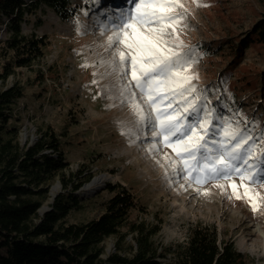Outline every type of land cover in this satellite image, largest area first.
Instances as JSON below:
<instances>
[{"label":"rangeland","instance_id":"rangeland-1","mask_svg":"<svg viewBox=\"0 0 264 264\" xmlns=\"http://www.w3.org/2000/svg\"><path fill=\"white\" fill-rule=\"evenodd\" d=\"M200 2L207 6L198 7L193 0H182L184 8L178 10H187L184 21L187 27L180 32V39L186 48L195 46V55L200 56L186 74L197 77L192 83L198 89L208 90L207 102L215 108L216 115L223 120L230 119L234 126L241 128L245 126V119L254 122L258 126L253 133L256 135L264 130V78L261 76L264 49L251 47V51L244 52L233 64L226 41L249 32L257 20L264 18V0ZM125 7H128L126 0H84L83 8L72 20L63 21L45 9L38 14L41 25L35 26L33 17L32 21L23 23L25 34L44 35L48 45L43 58L32 68H17L5 83L0 82V90L14 81L24 90L23 98L13 109L17 121L9 122L19 127L20 146L35 143L40 128L49 126L58 135L68 162L65 176L76 182L73 174L76 178L90 174V179L74 192L82 208L72 211L65 219L67 223L85 222L100 215L104 202L112 196L107 189L109 184L124 186L134 197L137 208L131 211L127 225L121 227L119 234L101 242L102 258L116 251L130 256L135 244L127 232L128 225L141 220L148 226H159L152 238L157 251L185 244L191 228L199 223L213 226L220 238L232 242L245 256L246 264H264V204L253 214L246 199L236 200L232 196L229 181H219L225 185L223 191L214 186L215 182L202 186L193 183L190 187L184 180L170 184L164 174L172 172L165 160V153L175 155L171 149L162 148L159 153L151 154L145 151L150 134L147 139L141 134L142 139L136 144L121 134L133 118L127 107H107L119 101L109 99L117 94L115 74L108 75L112 70L106 65L99 67L101 61L111 58L110 52L105 51L107 36L111 33L102 35L100 24ZM3 26L0 25V42L6 36ZM201 45L209 50L200 52ZM218 45L220 49L216 48ZM85 62L90 66L81 67ZM39 70L43 74L41 79ZM94 79L98 83L93 84ZM248 126L252 127V123ZM258 147H264V143H258ZM96 176L108 179L102 186L84 193L83 186ZM235 182L240 183L238 178ZM55 184L58 189L54 195L62 191L59 179L55 178L49 193ZM180 184H185V188ZM207 186L215 190L209 191L208 195L211 194L204 199L202 190ZM69 189L70 186L66 190ZM255 190L264 194V187L257 185ZM238 191L243 195V188ZM49 193L42 204L45 208L39 214L49 209L52 202ZM158 260L172 264L173 257L167 254Z\"/></svg>","mask_w":264,"mask_h":264},{"label":"trees","instance_id":"trees-1","mask_svg":"<svg viewBox=\"0 0 264 264\" xmlns=\"http://www.w3.org/2000/svg\"><path fill=\"white\" fill-rule=\"evenodd\" d=\"M83 6L84 0H0V25L6 33L0 42V82L5 83L17 68H32L44 56L46 36L25 34L23 23L33 17L34 25H41L38 14L45 9L63 21L72 20ZM226 44L233 64L251 47L264 49V18L257 20L249 32L228 38ZM198 49L209 50L202 45ZM261 76L264 78V71ZM23 96V87L17 81L0 90V264H162L158 258L167 254L172 255V264L247 263L213 226L199 223L191 228L185 244L157 251L152 238L159 226H148L141 220L128 225L127 232L135 244L130 256L116 251L102 258L101 242L127 225L131 211L137 208L136 201L124 186L109 184L112 196L104 202L100 215L67 223L66 217L82 208L74 192L91 176L76 178L71 174L76 182L65 176L68 162L58 135L49 126L40 128L35 143L20 146L19 127L9 122L17 121L13 109ZM55 178L62 191L54 196L49 209L39 214Z\"/></svg>","mask_w":264,"mask_h":264},{"label":"snow or ice","instance_id":"snow-or-ice-1","mask_svg":"<svg viewBox=\"0 0 264 264\" xmlns=\"http://www.w3.org/2000/svg\"><path fill=\"white\" fill-rule=\"evenodd\" d=\"M193 2L198 7L207 6L200 0ZM126 3L128 7L100 24L102 35L111 33L105 47L111 58L101 61L99 67L106 65L112 70L108 75L115 74L117 94L109 99L119 101L107 107H127L133 118L121 134L132 144L141 141V134L145 139L150 134L145 151L151 154L171 149L175 155L165 153V160L172 172L164 174L170 184L184 180L190 187L215 182L214 186L223 191L225 185L219 181H229L232 196L246 199L253 214L257 213L264 204V194L255 190L257 185L264 187V147H258L264 143V130L253 135L258 127L254 122L245 119L241 128L216 115L207 102L208 90L198 89L192 83L197 77L186 74L200 56L195 55V46L186 48L180 39V32L187 27V10L178 11L184 8L182 0ZM180 187L185 188V184ZM196 191L199 193V188Z\"/></svg>","mask_w":264,"mask_h":264},{"label":"bare ground","instance_id":"bare-ground-1","mask_svg":"<svg viewBox=\"0 0 264 264\" xmlns=\"http://www.w3.org/2000/svg\"><path fill=\"white\" fill-rule=\"evenodd\" d=\"M97 1H100V0H97ZM108 179V177H106V176H96L95 178H93L92 180H90L89 182H87L84 186H83V188H82V190L84 191V193H88V192H90V191H92V190H94V189H96V188H98V187H100V186H102V184L106 181ZM57 189H58V185L57 184H55V185H52L51 186V189H50V198L52 199V197L54 196V194H55V192L57 191ZM214 191L215 190V188L214 187H211V186H207L204 190H202V193H204L205 191H207L208 193H209V191ZM211 194V193H210ZM209 194V195H210ZM204 195V194H203ZM208 194L207 195H204L205 196V198L204 199H206V196H209ZM44 208H45V205H43L41 208H40V211H42V210H44Z\"/></svg>","mask_w":264,"mask_h":264},{"label":"built area","instance_id":"built-area-1","mask_svg":"<svg viewBox=\"0 0 264 264\" xmlns=\"http://www.w3.org/2000/svg\"><path fill=\"white\" fill-rule=\"evenodd\" d=\"M2 31H4V26L2 27Z\"/></svg>","mask_w":264,"mask_h":264},{"label":"water","instance_id":"water-1","mask_svg":"<svg viewBox=\"0 0 264 264\" xmlns=\"http://www.w3.org/2000/svg\"><path fill=\"white\" fill-rule=\"evenodd\" d=\"M55 196V195H54ZM54 196L52 197V199L54 198Z\"/></svg>","mask_w":264,"mask_h":264}]
</instances>
